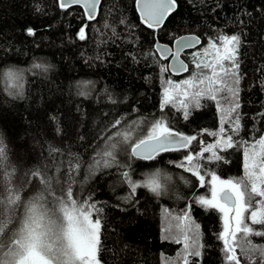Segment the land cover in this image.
<instances>
[{"label":"trees","instance_id":"obj_1","mask_svg":"<svg viewBox=\"0 0 264 264\" xmlns=\"http://www.w3.org/2000/svg\"><path fill=\"white\" fill-rule=\"evenodd\" d=\"M176 3L177 10L163 27L148 29L136 0H102L93 19L80 5L61 8L59 0H0V138L8 164L15 168L13 184L21 189L23 202L42 188L39 178L26 175L33 169L39 168L46 177H59L61 184L74 180V197H90L101 209L93 214L101 221V264H165L166 259L169 264H183V243L164 239L165 210L173 216L190 211L200 226L201 255L189 257V264H227L223 243L217 238L222 230L220 214L195 202L196 197L209 194V177L201 187L196 176L178 167L186 155L216 142L218 136L210 133L219 132L225 113L207 97L201 98L199 107L190 106L187 119L179 105L161 110L168 81L182 84L197 78L198 71L203 77L210 70L197 68L205 59L201 52L188 50L182 55L188 73L174 76L155 45L172 46L177 38L192 34L201 39L197 49L205 51L211 42L220 45L221 35L240 37L237 113L241 127L234 134L231 122L223 125L238 146L217 149L223 157L219 161H199L202 174L214 171L222 178L239 177L243 174L241 141L252 142L264 134V0ZM82 28L84 39L79 35ZM9 69L22 74L20 95L9 94L19 91L5 75ZM225 95H218L223 109L228 107ZM161 117L173 131L197 139L188 149L162 152L153 160L132 157L126 146L120 147L117 163L89 174V165L99 159L97 153L118 128L137 122L134 135L142 134L148 123ZM117 119L121 125L111 127ZM50 147L59 151L50 154ZM77 159L79 173H70V164ZM133 161L149 173L159 170L161 179L170 177L169 194L165 190L157 196L140 187L130 196L122 173L128 171L134 181L145 179L136 180ZM57 187L53 181V188ZM250 239L264 244V237ZM237 252L241 264H249ZM256 264H261L259 258Z\"/></svg>","mask_w":264,"mask_h":264},{"label":"snow or ice","instance_id":"obj_2","mask_svg":"<svg viewBox=\"0 0 264 264\" xmlns=\"http://www.w3.org/2000/svg\"><path fill=\"white\" fill-rule=\"evenodd\" d=\"M97 3L98 0H59L61 8L83 4L89 11V19L93 18ZM137 6L144 23L149 28H158L175 9L176 0H137ZM29 33L32 34L31 29ZM79 35L81 39L85 38L83 28ZM218 39L220 45L211 42L209 48L205 49V56H211V60L196 64L197 68L210 70V74L185 80L182 84L168 81L161 101V110L168 105H179L184 110V118L187 119L190 106L199 107L200 100L204 97L216 101L217 107L222 108L225 114L221 116L219 132L210 133L212 136H218L216 142L203 146L195 154L186 155L178 167L185 168L196 176L201 187L205 186L206 176L209 177V194L196 197L195 202L220 214L222 230L217 238L223 243L227 264H241L238 249L249 264H256L257 258L264 264V244H254L250 239L252 236L264 237V134L254 138L252 142L241 141V176L222 178L214 171L201 173L200 160L219 161L223 157L218 154L217 149L226 150L238 146L233 135H226L223 125L231 122V132L234 134H238L241 127L237 113L240 107L237 87L240 37L221 35ZM180 43L181 41H177V44ZM183 46L191 45L185 43ZM159 50L162 53L169 51L166 48ZM178 54L177 52L176 55ZM34 67L39 68L41 65ZM183 68L181 65L178 70ZM5 75L12 82V88L19 90H10L9 94H22L23 77L20 71L9 69ZM221 93L227 94L222 97L227 102L226 109H223L218 100ZM234 113L236 115L233 117ZM119 125L121 120L117 119L111 127L118 128ZM137 127L139 124L133 122L122 129L118 128L97 153L99 159L94 158L93 163L89 165V174L100 166L110 167L117 163V149L120 147L126 146L132 157L153 160L162 152L188 149L197 139L196 136L173 131L163 117L148 123L143 133L135 135L134 138V130ZM56 151L59 150L51 147L49 149L50 154ZM205 153L210 155L206 157ZM79 169L78 159L75 164H70V173L78 174ZM14 173L15 168L8 164L6 145L0 138V264H101V221L98 217L93 218V214L99 213L101 209L91 202L90 197L88 200H78L74 197L72 184L75 181L70 178L61 184L59 177H46L39 168L33 169L26 175L39 178L42 188L22 202L21 189L12 181ZM122 176L131 189L130 196H134L140 187L157 196L166 190L161 183L159 170L146 174L145 179L141 181H134L128 171H124ZM53 181L57 188H53ZM165 221L164 239L171 238L177 244L183 243V264H189V257H199L203 247L200 242V226L191 219L190 211L173 216L165 210ZM172 221H175L174 225ZM257 225L260 226L259 229L255 227ZM165 264H169L167 259Z\"/></svg>","mask_w":264,"mask_h":264},{"label":"water","instance_id":"obj_3","mask_svg":"<svg viewBox=\"0 0 264 264\" xmlns=\"http://www.w3.org/2000/svg\"><path fill=\"white\" fill-rule=\"evenodd\" d=\"M101 1L102 0H98V3L96 5L95 13L93 14V18H95L96 15H97L98 7H99ZM73 5H80V6H82L84 8L87 16H89V11L87 9H85V7L83 6V4H73ZM73 5H70V6H73ZM136 9H137V12H138V14L140 16V19H141L142 23L144 24V26L146 28H148V29H158V28L163 27L164 24L166 23V21L169 19V17L173 13H175V11L177 10V3H176L175 9L166 17V19L163 21V23L161 24V26L158 27V28H155V27L154 28H149L147 26V24L144 23L143 18L141 17V14H140V8L137 6V0H136ZM177 41H181V43L180 44H177ZM185 43H190L191 46L184 47L183 45ZM200 46H201V39L199 37H197L196 35L187 34V35H183V36L177 38L174 41V43H173L172 46L167 45V44H163V43H160V42H157L156 45H155V49H156L157 53L159 54V56L161 58L168 60V70H169V72L172 75H174V76H183V75H186L188 73L189 66H188V63L183 59L182 55L186 51L197 49ZM164 48L168 49L169 51L166 52V53H162L159 50V49H164ZM177 52L179 53L178 55H176ZM181 65H183L184 68L182 70H178V69H181ZM180 150H185V149H180Z\"/></svg>","mask_w":264,"mask_h":264},{"label":"rangeland","instance_id":"obj_4","mask_svg":"<svg viewBox=\"0 0 264 264\" xmlns=\"http://www.w3.org/2000/svg\"><path fill=\"white\" fill-rule=\"evenodd\" d=\"M193 52H197V53H199V52H201V57H202V59L204 60V61H208V60H211V56H205V51L202 49V50H200V49H194V51H192V53ZM196 70H200V69H197L196 68ZM197 78H202V74H201V72L200 71H198L197 72ZM186 80H192V79H190V78H187ZM185 81V80H184ZM134 137H135V135H134ZM132 167H133V171H134V174H135V177H136V180H138V179H141V178H143V177H145L146 176V174H148L150 171L149 170H146V169H141L140 167H138L137 166V163H135L134 161H133V163H132ZM160 173H162V172H160ZM161 176H163V174H161ZM166 177H168L167 175L165 176L164 175V179H161V183L164 185V187H165V189H166V193H167V195L169 194V192H170V185H171V179L170 180H168V179H166ZM183 185L185 184L183 181H181V180H179ZM94 218V217H93ZM95 219V218H94Z\"/></svg>","mask_w":264,"mask_h":264}]
</instances>
